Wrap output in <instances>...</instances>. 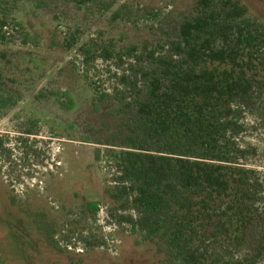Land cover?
I'll use <instances>...</instances> for the list:
<instances>
[{"label": "rangeland", "instance_id": "rangeland-1", "mask_svg": "<svg viewBox=\"0 0 264 264\" xmlns=\"http://www.w3.org/2000/svg\"><path fill=\"white\" fill-rule=\"evenodd\" d=\"M82 1L2 6L1 83L13 106L0 116V264H162L155 244L117 224L118 206L106 192L113 173L106 155L126 133L127 117L117 115L115 96L99 102L90 86L110 93L119 70L102 60L84 64L77 48L89 44L99 54L154 47L176 37L196 0ZM242 1L264 23V0ZM25 36L37 45L24 44ZM66 41L75 46L68 50ZM65 91L71 110L51 98ZM243 122L240 144L249 152L242 163L264 184V100ZM260 195L264 208V187ZM92 202L99 206L95 215L87 209ZM246 234L229 259L255 252L264 221ZM257 264H264V253Z\"/></svg>", "mask_w": 264, "mask_h": 264}, {"label": "trees", "instance_id": "trees-1", "mask_svg": "<svg viewBox=\"0 0 264 264\" xmlns=\"http://www.w3.org/2000/svg\"><path fill=\"white\" fill-rule=\"evenodd\" d=\"M6 26L0 17V31ZM91 46L77 48L84 64L102 60L119 70L110 93L94 85L92 96L99 102L115 96L117 115L127 117L126 133L111 145L118 150L106 155L117 224L155 244L162 264H257L264 239L254 253L229 255L264 221L258 207L264 184L242 163L249 149L240 144L246 113L264 100V23L242 0H196L173 39L99 54ZM1 81L0 71L3 117L13 105ZM62 95L51 98L71 110L72 96ZM87 209L95 215L98 203Z\"/></svg>", "mask_w": 264, "mask_h": 264}]
</instances>
